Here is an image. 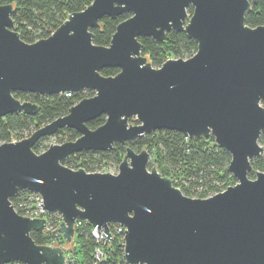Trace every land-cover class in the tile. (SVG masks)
Segmentation results:
<instances>
[{
	"label": "water",
	"instance_id": "1",
	"mask_svg": "<svg viewBox=\"0 0 264 264\" xmlns=\"http://www.w3.org/2000/svg\"><path fill=\"white\" fill-rule=\"evenodd\" d=\"M257 2L93 0L33 42L14 29V4H0V117L38 111L37 102L15 92L94 91L29 136L0 143V264H65L61 247L31 235L45 229V218L16 210L12 199L23 190L41 193L40 206L62 215L58 229L68 242L78 218L99 234L103 228L108 241L109 223L123 224L130 264H264V171L250 177L253 159L264 153V24L246 23ZM127 12L108 45L93 41L102 17ZM171 30L197 41V51L155 67L139 37L161 41ZM105 67L119 71L105 75ZM102 114L105 122L90 127ZM66 127L80 135L34 149ZM156 130L213 135L231 155L228 169L237 182L207 197L186 195L149 167L148 149L130 145L117 173L67 165L80 151H110Z\"/></svg>",
	"mask_w": 264,
	"mask_h": 264
},
{
	"label": "trees",
	"instance_id": "2",
	"mask_svg": "<svg viewBox=\"0 0 264 264\" xmlns=\"http://www.w3.org/2000/svg\"><path fill=\"white\" fill-rule=\"evenodd\" d=\"M93 0H0V4L13 3L14 11V29H16L22 39L27 42H33L36 37L43 38L49 36L67 17L74 11L86 8ZM192 11V7L189 9ZM131 15L130 12L121 14L116 18L104 16L100 20L99 26L92 28L94 33L93 41L97 44L108 45L111 41L112 34L115 32L117 24ZM246 23L250 26L264 24V0H258L252 5V9L246 14ZM143 42L142 53L149 56L148 60L154 65H161L169 56H183L184 54L193 55L197 51V41L190 39L182 31L171 30L167 33L164 40L157 41L152 37H139ZM119 71L118 67H105L101 72L105 75H114ZM94 94L93 90L80 91L71 96L65 93L54 95H35L19 92L17 97L28 99L30 97L39 105L35 114L25 112H16L0 117V142L10 141L13 135L22 137L24 132L31 133V128L40 127L54 120L55 118L65 115L69 112L70 107L84 97ZM264 103V100L262 101ZM106 120V115L101 116L88 122L90 127L95 128ZM136 122L135 119H130ZM68 133L69 140L76 139L80 134L73 128L60 129L57 134ZM47 136L38 140L34 149L37 152L42 151V141ZM154 141L161 146L163 161L167 164L178 168L177 175L179 180L173 179L176 186H180L182 191L189 196H194L195 192L186 187L181 181L182 177H193L191 185L199 184L201 179L207 185L208 190L199 193L198 197H206L210 193H216L225 189L223 183L230 174L228 169L231 155L222 147L215 143L213 135L208 137L187 138L183 133L176 130H156L146 134L144 137L127 142L125 144L116 143L110 151H80L75 153L67 160V165L72 168L84 167L87 171H95V166L91 163L95 161L94 156L99 154L104 159L113 158L117 162L123 159L128 145L135 150L140 151L148 149L151 155L158 160L159 150L156 153L153 150ZM213 144H210V142ZM264 144V134L260 137ZM189 148V151H187ZM161 165V164H159ZM253 170L250 177L255 176L256 170L264 171V153L255 157L252 161ZM155 166L152 161L151 167ZM182 167V169H179ZM158 169L163 175L169 176V173L160 166ZM181 176V177H180ZM26 191V190H23ZM13 202L17 200L14 197ZM34 240L39 244L46 242V237L42 232L33 230L31 232ZM114 248L113 258L99 262L98 264H117V261H123L122 253L123 243L119 238L114 237L111 242ZM79 262L85 264L93 262L94 243L91 237L81 236L79 244H75ZM6 264H16L9 262Z\"/></svg>",
	"mask_w": 264,
	"mask_h": 264
},
{
	"label": "built area",
	"instance_id": "3",
	"mask_svg": "<svg viewBox=\"0 0 264 264\" xmlns=\"http://www.w3.org/2000/svg\"><path fill=\"white\" fill-rule=\"evenodd\" d=\"M40 39L36 37V40ZM87 91L88 89H83ZM77 92H65L67 96H71ZM34 94V93H30ZM37 95V94H35ZM31 101V100H30ZM28 135V134H27ZM14 136V135H13ZM11 137L10 141H14L15 139ZM17 139L19 137H16ZM1 143V142H0ZM189 151V148H187ZM178 169V168H177ZM193 177H182L181 181L186 186L189 187L192 191L195 192V195L208 190L207 185L204 183L203 179H201L199 184L191 185V181ZM180 188V186H178ZM224 190V189H223ZM214 193H210L207 196H210ZM206 196V197H207ZM17 200L14 203L16 210L24 216H28L31 218H45L46 227L43 231H41L46 237V242L44 244L53 246V247H61L64 250L65 254V264H81L79 262V258L77 255V250L75 248V244H79V239L81 236L91 237L94 243L93 249V262L92 264H98L101 261L112 259L114 248L111 246V242L114 237L119 238L120 242L123 243L125 247V230L126 227L121 223H109L110 230L112 231V238L108 241L104 236V229L99 228L100 234L98 232V226H94L88 220L83 218H78L74 224L75 232L72 237V240L68 242L64 235L59 231V227L61 222L63 221V217L58 212H48L45 208L41 207L40 204L43 203V196L39 192L35 191H20V193L16 196ZM67 242V243H66ZM125 249H123L122 259L123 261H117V264H130L126 261ZM16 264H25L19 261H15ZM85 264H89L87 261ZM145 264V263H144Z\"/></svg>",
	"mask_w": 264,
	"mask_h": 264
},
{
	"label": "rangeland",
	"instance_id": "4",
	"mask_svg": "<svg viewBox=\"0 0 264 264\" xmlns=\"http://www.w3.org/2000/svg\"><path fill=\"white\" fill-rule=\"evenodd\" d=\"M188 12H189V14H191V10H188ZM148 58H149V56H148V54L146 55ZM191 56V55H190ZM189 56V54L187 53V54H184L183 56H181V57H183V58H188V57H190ZM176 57H180V56H169L168 58H176ZM167 58V59H168ZM150 60V59H149ZM165 61V60H164ZM163 61V62H164ZM154 65V64H153ZM155 67H158V66H160V65H154ZM15 94V96L17 97L18 96V93H14ZM18 98H20L21 100H31V101H33L30 97H28V99L26 98V99H24V98H22V97H18ZM35 102V101H34ZM263 105H264V103H262ZM37 129V127H32L31 128V133L34 131V130H36ZM31 133H28V132H24V134H23V136L20 138H16L17 136L16 135H14L13 136V138L15 139L14 141H17V140H19V139H22V138H25V137H27V136H29ZM28 134V135H27ZM67 140H69V134L68 133H61V134H55V135H51V136H47L43 141H42V151L43 150H45V149H47L48 147H49V145L50 144H52V143H62V142H65V141H67ZM210 142V141H209ZM261 142V141H260ZM216 143V142H215ZM210 144H213L212 142H210ZM261 144L262 145H264L262 142H261ZM157 147H159L160 148V150H159V156H158V160H154V157L155 156H153V155H151V158H150V162H149V167H151V163H152V161H155V167H157V169H158V166H160V168L161 167H163L165 170H166V172L167 173H169V176L171 177V178H175L176 180H179V178H178V175H177V171H178V169L177 168H174L173 166H171V165H169V164H167L166 162H164L163 161V157H162V148H161V146H159V145H157L156 144V142L154 141V145H153V150H154V152L156 153V151H158L157 149ZM155 155H157V153L155 154ZM94 159H95V161L93 162V163H91V164H93L94 166H95V171H100V172H108V171H110V172H113V173H117L118 172V170H119V163L120 162H117L116 160H114L113 158H108V159H104L102 156H100L99 154H96L95 156H94ZM159 164H161V165H159ZM179 169H182V167H179ZM159 170V169H158ZM160 171V170H159ZM181 177V176H180ZM180 182H182V181H180ZM237 182V179L234 177V175L230 172V174L227 176V178L225 179V181H224V183H223V187L224 188H226L227 186H229V185H233V184H235ZM194 197H198V196H195L194 195Z\"/></svg>",
	"mask_w": 264,
	"mask_h": 264
},
{
	"label": "flooded vegetation",
	"instance_id": "5",
	"mask_svg": "<svg viewBox=\"0 0 264 264\" xmlns=\"http://www.w3.org/2000/svg\"><path fill=\"white\" fill-rule=\"evenodd\" d=\"M16 93H19V92H16ZM24 93V92H23ZM27 94H30V93H27ZM20 99V98H19ZM23 101V100H22ZM25 101V100H24ZM30 101V100H29Z\"/></svg>",
	"mask_w": 264,
	"mask_h": 264
}]
</instances>
